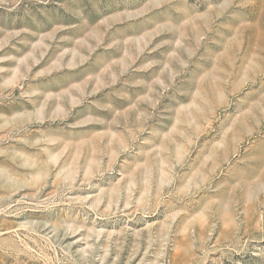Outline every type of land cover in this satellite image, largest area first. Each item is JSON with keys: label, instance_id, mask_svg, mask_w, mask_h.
<instances>
[{"label": "rangeland", "instance_id": "374dc122", "mask_svg": "<svg viewBox=\"0 0 264 264\" xmlns=\"http://www.w3.org/2000/svg\"><path fill=\"white\" fill-rule=\"evenodd\" d=\"M0 264H264V0H0Z\"/></svg>", "mask_w": 264, "mask_h": 264}]
</instances>
